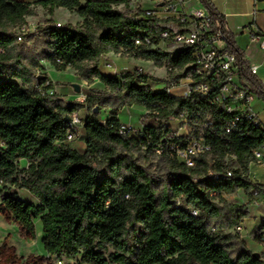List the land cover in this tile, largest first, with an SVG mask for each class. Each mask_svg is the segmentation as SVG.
Here are the masks:
<instances>
[{
	"label": "trees",
	"instance_id": "obj_1",
	"mask_svg": "<svg viewBox=\"0 0 264 264\" xmlns=\"http://www.w3.org/2000/svg\"><path fill=\"white\" fill-rule=\"evenodd\" d=\"M200 1L213 20L224 22L210 0ZM131 3L0 0V49L4 51L0 56V183L4 185L0 213L31 239H36L35 221L40 219L47 253L60 260L80 257V264H264L263 257H255L233 233L221 234L248 217L247 205L229 203L222 196L244 190L255 197L254 191L264 190V185L249 180V165L257 163L255 152L264 154V127L242 121L227 133L233 114L206 96H174L169 93L171 86L153 90L152 77L140 69L127 72L123 79L103 74L100 61L109 53H126L172 70L193 61L191 51L171 56L138 46L136 41L150 34L155 23L142 18L141 8L128 10ZM119 5L127 11L116 9ZM37 6L50 15L64 8L84 20L74 28L48 26L43 31L45 50L27 59L16 30L37 14ZM226 43V52L236 56L249 92L264 101V85L246 66L229 33ZM44 60L57 71L72 68L88 83L99 80L106 91L80 102L33 90L35 82H44L36 74ZM106 106L111 112L103 123L94 110ZM131 106L145 108L143 120L151 123L136 135L123 136L119 113ZM85 107L91 114L83 127L86 149L80 152L66 140L71 117ZM181 115L192 132L172 138L170 122ZM199 139L213 149L197 159L194 168L168 151L171 143L186 145ZM157 144L165 149L159 156L172 165L160 196L159 182L133 154L136 148H144L158 155ZM233 158L239 169L232 178H205L210 170H229ZM22 159L29 162L28 168H20ZM21 189L38 203L20 198ZM255 198L264 201V195ZM215 227L218 232L212 231ZM263 233L264 222L257 233L261 243ZM6 249L7 245L0 247Z\"/></svg>",
	"mask_w": 264,
	"mask_h": 264
},
{
	"label": "built area",
	"instance_id": "obj_2",
	"mask_svg": "<svg viewBox=\"0 0 264 264\" xmlns=\"http://www.w3.org/2000/svg\"><path fill=\"white\" fill-rule=\"evenodd\" d=\"M159 7L169 17L163 20L157 15V11L142 9V18L152 20L155 23V28L150 34L139 38L136 44L147 49H160L164 52L170 48L175 50L177 54L185 51L192 52L193 61L190 64L182 69H169L171 72H182L181 75L177 76L179 79L175 78L177 85L174 87L181 88L182 91L174 96L188 98L196 93L208 97L212 104L224 105L226 111L233 114L227 133H230L236 124L242 121L263 127L256 113L250 107L254 95L248 90V81L240 76V66L236 56L219 47V44L226 43V37L229 33L225 21L213 20L210 13L204 9L188 12L177 0H167L161 3ZM56 27L63 26L58 23ZM253 39H261V48L264 49L263 33L257 32ZM19 40H22V36L19 37ZM161 45L169 48L165 50ZM3 52L0 49V56ZM249 70L254 75L257 73L255 67L249 68ZM169 93L171 94V89H169ZM228 100H232V103L226 104ZM177 121L187 124L184 115H181ZM81 124V120L76 115L71 117L68 123L67 142L74 140L76 130ZM119 132L123 136H131L140 131L135 130L132 126L122 125ZM180 136L178 130L172 127L171 137ZM212 149L211 144L204 139H199L186 145L171 143L168 151L171 155H175L180 162L194 168L197 165V159L211 152ZM155 151L158 155H162L165 149L161 144H157ZM255 157L257 162H264L262 152L256 151ZM233 176L234 173L231 170L223 172L210 170L205 178L217 181ZM196 182L198 181L196 180ZM253 194L255 197L264 195V190H256ZM193 215L197 216L198 212L193 211ZM218 230V227L212 229L213 232H218ZM242 230L241 225L235 228L237 234L241 233ZM261 240L264 242V233Z\"/></svg>",
	"mask_w": 264,
	"mask_h": 264
},
{
	"label": "rangeland",
	"instance_id": "obj_3",
	"mask_svg": "<svg viewBox=\"0 0 264 264\" xmlns=\"http://www.w3.org/2000/svg\"><path fill=\"white\" fill-rule=\"evenodd\" d=\"M150 1L154 0H132V5H137L136 7H132L130 5V9L126 8L124 5L115 6L116 9L121 11H127L130 10L132 12H135L138 8L145 7L146 4H149ZM167 0H159L161 4L163 2H166ZM84 2V0H82ZM139 2H142V6L138 5ZM145 10V9H143ZM37 14L35 16L28 17L25 24L19 26L17 28V33L19 36H22V40L18 39L19 46L22 48L24 56L29 59L30 56L36 55L40 56V54L45 50V37H44V29H46L48 26H54L58 23L61 24L63 27H76L80 25L83 20L81 17L76 13H71L70 11H66V9H58L55 10L53 15H50V13L43 9L41 6H37L36 9ZM80 19V21L77 23V19ZM80 30V29H78ZM161 47L165 50H167L169 47H165L164 45H161ZM167 53H169L171 56H175L177 53L175 50H171L170 48L167 50ZM113 57L117 58L115 63L112 64L110 60H107L106 62L102 61L105 57ZM100 61V67L102 68V71L113 77H117L119 79H123L126 77L127 72H133L136 70L135 65L133 63L137 61L132 56H129L126 53H109L103 56ZM143 61L145 65L143 67L139 68L140 70H143L144 73L149 74L152 77V81H150V87L153 90H161L162 88L166 86H171L172 92L175 93H181V88H174L176 87V80L175 78L182 74L180 71H174L171 72L168 67L163 66L159 67L154 62L151 61ZM42 68H38L36 71L37 76H39V79H42L44 82H35L32 85L33 90H37L41 93H47V94H57L56 91H52L53 87L51 89H48L49 78H50V69H48V66L50 62L47 61H41ZM52 71L54 70L51 69ZM54 77L58 79V81L62 82L61 88L64 91L68 90V93H66L65 97L61 96L65 101L73 100V101H80L83 102L86 100V98L89 95L96 94L98 92H105L106 87L105 85L97 80H94L92 83H88L85 80L81 79L79 76L76 75L75 70L71 71H58L54 72ZM79 87V91L76 90L75 86ZM52 86V85H51ZM112 97L114 96L113 93H109ZM98 108V107H97ZM137 109H134V113L142 109V107H136ZM110 107H101L98 108V113L95 115L99 118L101 122H106L110 116ZM136 110V111H135ZM91 114V109L85 107L79 111H77L74 115H76L82 122V124L78 127L75 133L74 140L72 142H68V144L74 148L79 150L80 152H84L85 144L83 142L84 140V122L88 118V116ZM129 114V109H125L122 111L121 115L123 119H126V115ZM144 118V117H143ZM144 121V120H143ZM145 124H150L151 122L149 120L144 121ZM170 125L175 129L178 130L179 134L181 136H189L192 132V128L185 123H182L180 121H171ZM137 130V129H135ZM134 157L138 160L139 164L142 165L145 169L148 170L149 174L158 181L157 186V194L160 196L162 194L164 187L167 184L169 174L171 172V162L169 159L155 155V154H149L144 148H136L133 151ZM263 162V161H262ZM239 166L237 165L235 159H232V165L229 167V170L234 171L238 170ZM252 182V181H251ZM253 184H257L256 182H252ZM0 190L4 192V185L0 183ZM29 195H31L29 192H27ZM33 196V195H31ZM224 200H226L229 203L233 204H239L241 205L243 202H247V210H248V217L244 219V221L240 224L243 228L242 232L237 234L234 229H227L223 230L221 234L227 235L230 233H233L236 238L243 242L248 249L251 251H256L254 253H259L261 257L264 259V243H261L257 239V233L260 228V223H262L264 220V214L262 212L260 213L259 210H262L261 203L256 200L255 197H251L249 194H247L244 190H240L239 192L233 194V195H224L222 196ZM221 199H217L216 203H220ZM181 201H178V204H180ZM248 206L252 208L251 212L248 209ZM256 208H255V207ZM255 208V209H254ZM263 211V210H262ZM256 215V216H254ZM4 220L0 221V226L4 227ZM13 235L20 234L23 238L24 235L20 233V228L17 227L15 231L12 233ZM25 234V232H24ZM11 235V234H10ZM26 236V234H25ZM33 245H34V252L28 256H19L15 250L9 247L6 250H0V264H80L79 258L75 260H60L55 256H51L48 253L47 254H41L38 251V245L39 240L33 239ZM1 247V243H0Z\"/></svg>",
	"mask_w": 264,
	"mask_h": 264
},
{
	"label": "crops",
	"instance_id": "obj_4",
	"mask_svg": "<svg viewBox=\"0 0 264 264\" xmlns=\"http://www.w3.org/2000/svg\"><path fill=\"white\" fill-rule=\"evenodd\" d=\"M24 1L36 2L38 0H24ZM85 1L86 0H84V2ZM177 1L181 2V6L188 12H193L195 10H201V9L208 11L200 0H177ZM210 2H211V6L223 17L229 34L234 39L237 47L242 52V58L246 66L248 68L255 67L257 69V73L255 75L264 85V49L261 48L262 40L253 39L254 35L257 32L264 34V0H210ZM158 3H160L159 0H154V1H150L149 4H146L145 7H143L142 2H139L138 5L142 6L143 7L142 9L145 10L157 11V15L163 20H166L169 17V15L164 13L162 9H160L159 7L160 4ZM131 6L136 7L137 5H132L131 3ZM59 9H64V8H59ZM66 11L68 10L66 9ZM81 19L84 20L83 18ZM79 21L80 19L78 18L77 23ZM219 47L222 49H226L227 44L226 43L219 44ZM116 59L117 58H113L109 56L102 59V61L106 62L107 60H110V62L114 64ZM133 65H135L136 69H139L143 67V65L145 64L143 61L137 60L133 63ZM48 69H50L49 83L52 85V87L54 86L52 91L53 92L56 91V93L65 97L66 93H68V90L64 91L61 88V85H57V84H62V82L58 81V79H56V77H54L53 75L54 72H58V71L55 70V68L52 71L51 69H53V67L51 64H49ZM67 70L71 72L73 71L72 68H68ZM100 71L103 74H105L102 71L101 67H100ZM171 94L177 95L179 93L174 94L171 89ZM68 101H73V100H68ZM136 107L139 106H131V107L123 108L119 113V120L123 125L132 126L137 130H143L145 127V122L143 121V117L147 113V110L142 107V109H140L139 111L137 110V112L134 113V109H137ZM250 107L256 113L258 119L260 120V122L264 127V101L254 96L250 103ZM125 109H129V114L126 115V119H123L121 113ZM83 142L85 144V136ZM0 146H2L1 142H0ZM85 149L83 151H85ZM19 165L21 169H26L29 166V162L25 159H22L19 161ZM249 178L252 182H256L257 184L264 185V162L251 163L249 165ZM27 192L28 191L25 189L18 190L19 197L26 202L37 204L38 203L37 198L31 196L32 194L29 195ZM1 204L2 201L0 198V206ZM246 204L247 202H243L241 205H246ZM261 207L263 211L259 210V212L260 213L262 212V214H264V202L261 203ZM248 209L251 212L252 208H250V206H248ZM3 220L5 221L4 227L0 226L1 246L9 245L11 249L13 248L15 252L22 257L32 254L34 252V245L32 241L34 240L25 236L23 229L18 224H16L14 221L8 220L6 216L0 213V221ZM262 223H260V227ZM17 227L20 228V233L24 235L23 238L21 237L20 234H18L17 236L12 234L13 231L17 229ZM35 228H36L37 240H39L40 242L39 245L37 246L38 251L43 255L47 254V251L45 250V246L43 243V239L45 235L43 233V226L40 219L35 221ZM252 252H256V251H252Z\"/></svg>",
	"mask_w": 264,
	"mask_h": 264
},
{
	"label": "water",
	"instance_id": "obj_5",
	"mask_svg": "<svg viewBox=\"0 0 264 264\" xmlns=\"http://www.w3.org/2000/svg\"><path fill=\"white\" fill-rule=\"evenodd\" d=\"M76 90L79 91V87L76 85L75 86ZM94 112L97 114L98 113V108L96 107ZM254 256L257 257V258H260V254L259 253H254Z\"/></svg>",
	"mask_w": 264,
	"mask_h": 264
}]
</instances>
